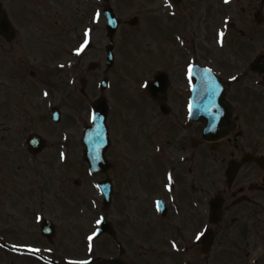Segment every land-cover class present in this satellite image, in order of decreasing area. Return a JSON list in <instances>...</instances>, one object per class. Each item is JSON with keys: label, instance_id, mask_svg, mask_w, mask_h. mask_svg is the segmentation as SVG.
Listing matches in <instances>:
<instances>
[{"label": "flooded vegetation", "instance_id": "af4514ba", "mask_svg": "<svg viewBox=\"0 0 264 264\" xmlns=\"http://www.w3.org/2000/svg\"><path fill=\"white\" fill-rule=\"evenodd\" d=\"M95 1L72 2L82 76L64 95L59 0H0V264H264V0ZM102 97L94 173L60 125ZM63 204L87 205L95 234L103 220L85 260L54 244Z\"/></svg>", "mask_w": 264, "mask_h": 264}, {"label": "rangeland", "instance_id": "374dc122", "mask_svg": "<svg viewBox=\"0 0 264 264\" xmlns=\"http://www.w3.org/2000/svg\"><path fill=\"white\" fill-rule=\"evenodd\" d=\"M59 6L61 5V12H62V38H63V65L64 67H68V70H64L63 72V89L65 85H73V84H79V79L81 78L82 74L79 75V78L75 80L76 74L72 72V69L69 67V64H72V58H71V50H72V40L73 38V29L75 25L74 21V12H75V6L72 4L73 0H59ZM100 1L96 0L95 4H99ZM131 14V12H129ZM99 29L96 34L103 32V28L100 26L96 27ZM68 43V44H67ZM94 43V49L96 51L103 50L104 49V43L101 44ZM122 49L125 51L126 56L124 59V64L126 68H132L135 66V49L136 45L134 43L133 45H122ZM95 52V51H94ZM89 60H97V58H92ZM98 74L101 75L100 72H94L92 74L94 78L90 81V89L93 91L99 92V83L103 79V77H98ZM96 75V76H95ZM128 79V77H127ZM98 90V91H97ZM64 95H65V89H64ZM81 115L82 117L73 118L74 111L72 108H69L67 105L63 107V119L60 125L61 132L63 134L67 133H74L78 134V137L80 138L83 133V128L85 124L89 123L90 119L87 114L88 110L90 112V105L88 104L85 109L83 107L81 108ZM2 164H7V162H2ZM70 176H75V172L69 173ZM3 188H6L5 184L0 185ZM6 194L5 189L0 190V198L3 197V195ZM6 198V197H5ZM22 205L20 204L15 209H12V206L9 207V205L4 206V210L6 214L11 215L13 213H21L23 212ZM62 213L59 215V219L56 221L57 223V236L54 240V244L59 247L62 251L66 252L67 255H76L81 258V260H85L87 258L86 255V248L90 245V242L92 241L93 236V230L96 227V221L93 220L92 217L88 214L87 205L85 204H75V206H70L69 204H63ZM14 215V214H13ZM4 217V216H3ZM17 221V220H16ZM6 225L8 226V223L10 222V219L5 220ZM17 237V236H16ZM32 238V236H31ZM20 238H16V240H19ZM95 245L101 246L102 241L95 240ZM101 252V251H100Z\"/></svg>", "mask_w": 264, "mask_h": 264}, {"label": "water", "instance_id": "95a60500", "mask_svg": "<svg viewBox=\"0 0 264 264\" xmlns=\"http://www.w3.org/2000/svg\"><path fill=\"white\" fill-rule=\"evenodd\" d=\"M2 25H5V21L1 19ZM104 106L98 103L96 109L98 110L95 118V124L92 127L86 128L85 142L87 144L86 157L90 161L91 166L97 172L103 171V166L106 164L104 161L107 135L105 132V117L106 112ZM33 143L34 140H32ZM36 144V143H35Z\"/></svg>", "mask_w": 264, "mask_h": 264}]
</instances>
